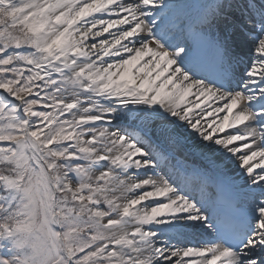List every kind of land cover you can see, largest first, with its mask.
Segmentation results:
<instances>
[{
	"label": "snow or ice",
	"instance_id": "1",
	"mask_svg": "<svg viewBox=\"0 0 264 264\" xmlns=\"http://www.w3.org/2000/svg\"><path fill=\"white\" fill-rule=\"evenodd\" d=\"M0 264H264V0H0Z\"/></svg>",
	"mask_w": 264,
	"mask_h": 264
},
{
	"label": "bare ground",
	"instance_id": "2",
	"mask_svg": "<svg viewBox=\"0 0 264 264\" xmlns=\"http://www.w3.org/2000/svg\"><path fill=\"white\" fill-rule=\"evenodd\" d=\"M223 115H224V113H221L220 117L222 118ZM241 128H242V126H241ZM227 131H235V130H227ZM257 171H258V169H257Z\"/></svg>",
	"mask_w": 264,
	"mask_h": 264
}]
</instances>
